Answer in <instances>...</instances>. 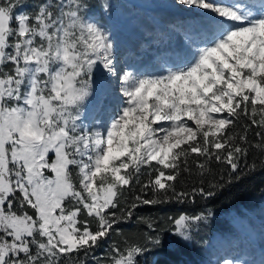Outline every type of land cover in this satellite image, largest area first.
Here are the masks:
<instances>
[{"label":"snow or ice","instance_id":"snow-or-ice-1","mask_svg":"<svg viewBox=\"0 0 264 264\" xmlns=\"http://www.w3.org/2000/svg\"><path fill=\"white\" fill-rule=\"evenodd\" d=\"M179 2L198 17L190 59L137 75L117 71L89 0H0V264H87L109 240L96 264H142L164 229L139 217L132 238L120 222L264 171V155L248 162L264 153V0ZM86 104L107 118L86 123ZM210 215L165 219L188 241Z\"/></svg>","mask_w":264,"mask_h":264},{"label":"rangeland","instance_id":"rangeland-1","mask_svg":"<svg viewBox=\"0 0 264 264\" xmlns=\"http://www.w3.org/2000/svg\"><path fill=\"white\" fill-rule=\"evenodd\" d=\"M37 2L25 0L23 10H31ZM89 2L92 5L89 16L105 27L112 38L120 74L123 71H133L137 75L162 74L180 61L190 59L200 38L193 24L198 19L196 13L189 11L179 0ZM105 2L109 6L107 11L101 7ZM101 74L108 77L107 71L98 66L93 79ZM111 80L118 87L115 78ZM84 111L86 123L107 118L93 112L90 104L85 105ZM204 222H211L205 226L211 230L209 238L196 243L191 238L190 253L183 264H223L224 259H232L238 264H264V201L258 202L254 209L227 211L219 216H209ZM116 238L119 240L118 236ZM111 242L109 240L86 258L81 254V258L87 264H96V258H103Z\"/></svg>","mask_w":264,"mask_h":264},{"label":"trees","instance_id":"trees-1","mask_svg":"<svg viewBox=\"0 0 264 264\" xmlns=\"http://www.w3.org/2000/svg\"><path fill=\"white\" fill-rule=\"evenodd\" d=\"M260 155H264V153H258L257 150L252 149L248 162L251 163L254 158L258 160ZM241 167H244L243 163ZM213 168L216 173L221 172L218 166L213 165ZM207 179H210V177L206 178L205 184H207ZM199 180L200 177L195 173L192 175L183 174L178 183V188H191L198 184ZM260 201H264V171L258 170L240 181H235L219 189L217 195L209 199L198 197L195 202L190 200L183 204L173 202L164 205L142 206L133 219L120 222L119 228L125 234L135 238L140 233L148 231L146 224L139 217L154 219L159 228L164 229L162 233L163 245L159 249H153L146 253L141 258L142 264H183L186 255L190 253L192 241H184L172 231H169L170 225L165 219L166 217L176 216L181 212L189 214L210 213V217H215L240 208L254 209ZM210 223L202 222L197 225L196 229H193L192 240L194 243L200 240L206 241L209 238L211 230H207L205 226H209ZM203 234L206 237H203ZM112 239L118 238L113 234ZM97 251L98 249L95 252ZM104 256L102 257L104 258Z\"/></svg>","mask_w":264,"mask_h":264}]
</instances>
